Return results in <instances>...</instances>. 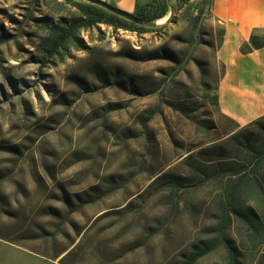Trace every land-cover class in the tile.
Masks as SVG:
<instances>
[{
	"label": "rangeland",
	"instance_id": "374dc122",
	"mask_svg": "<svg viewBox=\"0 0 264 264\" xmlns=\"http://www.w3.org/2000/svg\"><path fill=\"white\" fill-rule=\"evenodd\" d=\"M160 1L161 30H83L81 49L45 61L37 20L85 1L0 0V264H181L219 223L226 181L166 179L230 155L234 124L213 103L221 26L210 0ZM226 233L243 264H264L234 218ZM198 264H227V251Z\"/></svg>",
	"mask_w": 264,
	"mask_h": 264
},
{
	"label": "trees",
	"instance_id": "16d2710c",
	"mask_svg": "<svg viewBox=\"0 0 264 264\" xmlns=\"http://www.w3.org/2000/svg\"><path fill=\"white\" fill-rule=\"evenodd\" d=\"M79 1H85V3L76 2L74 4L77 15L71 19L61 18L54 22L52 18L45 17L37 20L47 32L45 61L56 57H65L71 47L81 49L82 46L79 44L77 35L83 30L105 25L114 31L124 30L142 35L151 30H161L163 27L155 22L169 12L167 3L160 0H152L150 3L139 6L134 14L118 10L99 0ZM192 1L194 0H178L180 7H185ZM211 2L212 0L209 2L210 7ZM203 13L204 11L201 10L200 14ZM199 18L200 16L196 18V21ZM223 34L224 31L221 29V43ZM263 47L264 33H255L251 36L249 43L241 46V52L248 54ZM166 56L168 55L164 50L162 54L152 56L147 60L162 59ZM222 67L224 73V66L222 65ZM98 72L100 73V71L96 73ZM101 79L104 78L101 77ZM81 81L82 86L90 85L85 79ZM88 89V91H94L91 87ZM213 103L218 109L217 95L213 97ZM148 120L144 118L142 121L144 127ZM229 120L234 124L233 130L229 132L231 135L226 140L230 147V155L220 156L204 163V165L191 161L189 165L192 168L193 176L166 179V183L177 190L187 187L190 180L199 178L203 183L226 181L223 189L225 202L221 204L222 216L219 223L215 226H208L205 230L206 237L191 243L181 264H198L219 247H223L227 251V264H243L240 248L232 238L226 235L233 218L245 227L248 243L252 250L258 251L264 248V184L259 176L264 166V116L243 127L235 121ZM255 128L258 131H255ZM241 152L245 154V161H236L237 157L231 156L233 153ZM189 158L192 156L187 159ZM214 234L216 236L210 237Z\"/></svg>",
	"mask_w": 264,
	"mask_h": 264
},
{
	"label": "crops",
	"instance_id": "0c3cea01",
	"mask_svg": "<svg viewBox=\"0 0 264 264\" xmlns=\"http://www.w3.org/2000/svg\"><path fill=\"white\" fill-rule=\"evenodd\" d=\"M134 14L152 0H99ZM210 13L224 31L217 59L224 66L216 94L218 110L241 127L264 116V47L248 54L241 46L264 33V0H212Z\"/></svg>",
	"mask_w": 264,
	"mask_h": 264
},
{
	"label": "bare ground",
	"instance_id": "6f19581e",
	"mask_svg": "<svg viewBox=\"0 0 264 264\" xmlns=\"http://www.w3.org/2000/svg\"><path fill=\"white\" fill-rule=\"evenodd\" d=\"M169 17V16H168ZM158 22V21H157ZM165 22V18L161 19L158 23L161 25V23ZM166 23V22H165Z\"/></svg>",
	"mask_w": 264,
	"mask_h": 264
}]
</instances>
